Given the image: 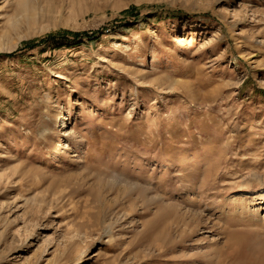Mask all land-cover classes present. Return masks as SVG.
<instances>
[{
  "label": "rangeland",
  "instance_id": "374dc122",
  "mask_svg": "<svg viewBox=\"0 0 264 264\" xmlns=\"http://www.w3.org/2000/svg\"><path fill=\"white\" fill-rule=\"evenodd\" d=\"M0 264H264V0H0Z\"/></svg>",
  "mask_w": 264,
  "mask_h": 264
},
{
  "label": "trees",
  "instance_id": "16d2710c",
  "mask_svg": "<svg viewBox=\"0 0 264 264\" xmlns=\"http://www.w3.org/2000/svg\"><path fill=\"white\" fill-rule=\"evenodd\" d=\"M81 37H88V34H82V35H75V36H66V37H63L61 39H57V38H53V39H49L47 41H44L42 43H40L39 46H41L42 44H46L48 43L49 44V47L50 48H55V47H59L58 46V43L59 42H62L64 41V43H66L65 45H62V46H66V48H69L71 46H74L77 44V40ZM39 46H31L33 50H36L37 48H39Z\"/></svg>",
  "mask_w": 264,
  "mask_h": 264
},
{
  "label": "bare ground",
  "instance_id": "6f19581e",
  "mask_svg": "<svg viewBox=\"0 0 264 264\" xmlns=\"http://www.w3.org/2000/svg\"><path fill=\"white\" fill-rule=\"evenodd\" d=\"M65 121H66V118H65V120L63 121V123H64ZM63 123H62V124H63ZM63 135H64V134H62V136H63ZM61 148H62V147H61ZM59 153H60V149L57 148V149H56V154L58 155Z\"/></svg>",
  "mask_w": 264,
  "mask_h": 264
}]
</instances>
